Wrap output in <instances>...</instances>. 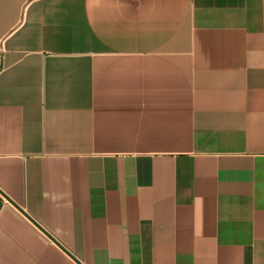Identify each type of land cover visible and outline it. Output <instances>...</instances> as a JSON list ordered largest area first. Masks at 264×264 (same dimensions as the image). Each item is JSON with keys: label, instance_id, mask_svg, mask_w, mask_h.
<instances>
[{"label": "crops", "instance_id": "obj_1", "mask_svg": "<svg viewBox=\"0 0 264 264\" xmlns=\"http://www.w3.org/2000/svg\"><path fill=\"white\" fill-rule=\"evenodd\" d=\"M0 264H264V0H0Z\"/></svg>", "mask_w": 264, "mask_h": 264}, {"label": "water", "instance_id": "obj_2", "mask_svg": "<svg viewBox=\"0 0 264 264\" xmlns=\"http://www.w3.org/2000/svg\"><path fill=\"white\" fill-rule=\"evenodd\" d=\"M16 205V204H15ZM18 207V206H17ZM20 209V208H19Z\"/></svg>", "mask_w": 264, "mask_h": 264}]
</instances>
